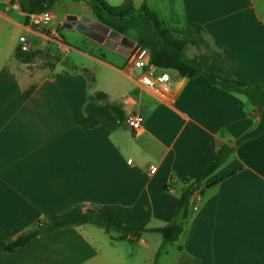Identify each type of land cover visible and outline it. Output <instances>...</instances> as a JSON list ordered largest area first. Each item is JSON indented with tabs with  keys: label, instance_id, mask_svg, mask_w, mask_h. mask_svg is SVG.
<instances>
[{
	"label": "crops",
	"instance_id": "0c3cea01",
	"mask_svg": "<svg viewBox=\"0 0 264 264\" xmlns=\"http://www.w3.org/2000/svg\"><path fill=\"white\" fill-rule=\"evenodd\" d=\"M105 1L113 7L125 2ZM131 2L135 9L146 5L167 27H202L208 45L188 46L196 49L188 57L264 89V0ZM49 13L52 20L43 24L47 35L27 25L16 2L0 0V239L13 240L76 205L129 207L126 222L148 229L172 223L183 181L199 176L223 146H234L253 130L258 108L244 93L172 69L156 68L170 82L168 93L147 89L128 57L110 50L109 60L76 46L56 30L58 14ZM20 44L29 52L60 50L73 68L59 63L52 70L31 69L14 56ZM96 92L127 117L142 116V131L136 134L123 122L115 130L102 125L84 130L80 122ZM156 260L264 264V135L236 148L204 181L177 242L164 244L159 233L114 242L103 229L85 225L42 236L16 253H0V264Z\"/></svg>",
	"mask_w": 264,
	"mask_h": 264
},
{
	"label": "trees",
	"instance_id": "16d2710c",
	"mask_svg": "<svg viewBox=\"0 0 264 264\" xmlns=\"http://www.w3.org/2000/svg\"><path fill=\"white\" fill-rule=\"evenodd\" d=\"M12 1L18 4L19 9L27 17V25L31 26L35 17L42 13L51 12L61 0ZM90 1L94 3V12L98 21L123 35L131 31L135 32L137 45L149 50L150 67L176 70L182 77L188 79L203 75L211 85L244 93L250 102L258 108L260 120L256 127L238 139L234 146H223L218 152L217 159L203 173L197 177L189 176L183 181L184 186L172 223L164 227L148 229L142 226L129 225L126 222L130 213L129 207L105 205L92 208L76 205L49 218L45 223H39L34 229L13 240L0 239V253H16L42 236L62 229L85 225L103 229L114 242L137 240L144 233L161 234L164 244L177 242L184 233L192 198L198 191L204 190V181L224 164L236 148L249 140L264 135V89L260 86L230 79L223 72H215L206 68L197 57H188L186 53L188 46H205L202 27L193 25L183 30L167 27L160 21L157 13L151 11L146 5L141 9H135L131 0H125L124 4L119 7H113L105 0ZM43 55H45L43 51L29 52L20 44L16 48L14 56L23 63H31ZM84 71L88 74L86 70ZM90 81L94 82V78L90 77ZM33 90L34 88L26 92L25 98H28ZM126 117V113L120 107L108 102L106 94L96 92L90 96L87 116L80 122V126L84 130H90L100 125L115 130ZM154 264H159L158 260Z\"/></svg>",
	"mask_w": 264,
	"mask_h": 264
},
{
	"label": "rangeland",
	"instance_id": "374dc122",
	"mask_svg": "<svg viewBox=\"0 0 264 264\" xmlns=\"http://www.w3.org/2000/svg\"><path fill=\"white\" fill-rule=\"evenodd\" d=\"M94 8H95L94 3H92L90 0H84V1H79V2H74L72 0H61V1H59L54 6V8L52 10L54 13H57L59 16L58 21L60 22V24H58L56 26V30L61 32L68 40H70L76 46H80V48L85 49V50H90L91 52L96 53V54L98 53L101 56L106 55L107 58L109 60H111L112 54L109 52L110 49L106 48L102 44H99V43L95 42L94 40H92V39H90L84 35L83 36L86 37L85 41L87 44H85V43L82 44L81 43V40L83 39L82 34H80L79 32H77L75 30L64 29L61 26L62 23H64L66 21L65 20L66 17H64V14L66 12H73L78 17H81L82 15H88V16L97 20L95 12H94ZM44 34L49 35V31L45 30ZM125 36L136 41L135 32L131 31L128 34H126ZM203 38L205 39V43L208 45V42L206 40V36H203ZM66 51H67V48H66ZM187 52H189L190 54H193L196 52V49L193 47H188ZM44 53H45V55L37 57L34 61H32L29 64V67L31 69L40 68V69L52 70L59 63L67 69L73 68L70 64V60L67 57H65V54L62 53L60 50L47 49L44 51ZM90 77L93 78V75L92 74L88 75L89 80H90ZM94 87L96 88L97 86H94ZM123 245H124V247H128L129 249H133L134 247H139V246H135L136 244H130V243H126ZM138 249L139 248H137V250Z\"/></svg>",
	"mask_w": 264,
	"mask_h": 264
},
{
	"label": "built area",
	"instance_id": "2783aa9c",
	"mask_svg": "<svg viewBox=\"0 0 264 264\" xmlns=\"http://www.w3.org/2000/svg\"><path fill=\"white\" fill-rule=\"evenodd\" d=\"M51 20L52 16L49 12L42 13L33 19L32 25L43 32V24L48 23ZM128 61L129 67L132 69V71H140L139 83L143 87L157 90L164 94L170 91V82L168 79L164 75L158 74L155 67H150L149 50L139 47L136 44L130 51ZM123 123H125L130 129H132V131L138 134L143 129L144 120L142 116L133 114L129 115L123 121Z\"/></svg>",
	"mask_w": 264,
	"mask_h": 264
},
{
	"label": "water",
	"instance_id": "95a60500",
	"mask_svg": "<svg viewBox=\"0 0 264 264\" xmlns=\"http://www.w3.org/2000/svg\"><path fill=\"white\" fill-rule=\"evenodd\" d=\"M65 20L62 23L64 29L75 30L124 57H128L131 49L137 44L135 40L126 37L88 15H82L81 17L68 15Z\"/></svg>",
	"mask_w": 264,
	"mask_h": 264
}]
</instances>
